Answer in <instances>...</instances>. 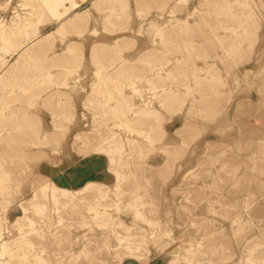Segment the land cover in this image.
Wrapping results in <instances>:
<instances>
[{"label": "rangeland", "instance_id": "obj_1", "mask_svg": "<svg viewBox=\"0 0 264 264\" xmlns=\"http://www.w3.org/2000/svg\"><path fill=\"white\" fill-rule=\"evenodd\" d=\"M0 264H264V0H0Z\"/></svg>", "mask_w": 264, "mask_h": 264}]
</instances>
